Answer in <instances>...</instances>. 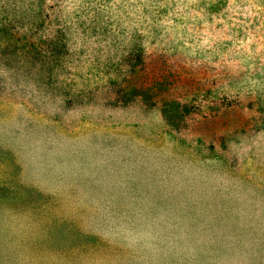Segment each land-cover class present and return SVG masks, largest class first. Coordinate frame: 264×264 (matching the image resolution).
I'll return each mask as SVG.
<instances>
[{"label": "rangeland", "instance_id": "1", "mask_svg": "<svg viewBox=\"0 0 264 264\" xmlns=\"http://www.w3.org/2000/svg\"><path fill=\"white\" fill-rule=\"evenodd\" d=\"M0 264H264V0H0Z\"/></svg>", "mask_w": 264, "mask_h": 264}]
</instances>
